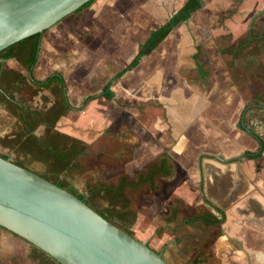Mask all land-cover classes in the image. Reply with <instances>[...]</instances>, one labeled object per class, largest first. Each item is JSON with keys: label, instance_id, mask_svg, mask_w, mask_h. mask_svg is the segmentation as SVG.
<instances>
[{"label": "rangeland", "instance_id": "374dc122", "mask_svg": "<svg viewBox=\"0 0 264 264\" xmlns=\"http://www.w3.org/2000/svg\"><path fill=\"white\" fill-rule=\"evenodd\" d=\"M183 2L120 0L106 11L108 2L95 0L90 7L68 17H81L80 25L84 20L86 23L83 28H76L79 21L75 27L68 26L65 18L44 34L35 76L44 80L53 73L64 76L68 97L75 109L60 119L57 129L81 139L89 147L88 155L79 159L78 167L61 177L78 194L86 195L101 212L110 211L111 199L106 195L93 198L90 194L93 187L118 185L123 178L137 180L140 174L158 163L162 153L172 156L185 133L188 116L193 111L196 114L203 110V103L206 107L208 95L216 97L223 92L231 95L234 90L241 93V100L248 106L246 124L255 127L264 138V13L253 25L252 31L258 39L253 41L252 38L243 46L249 38L252 18L264 10V0H204L203 7L188 22L176 28L137 68L114 82L113 100L99 97L84 110H78L85 99L103 91L132 60L140 44L153 30L165 24L166 17L174 14ZM161 7L168 10L165 16L153 15L148 10ZM63 25L68 27L59 34L58 28ZM198 46L203 49L210 72L207 81L201 80L193 60ZM240 46L243 49L235 57L233 52ZM17 63L20 65L13 59L6 65L10 69H21L27 75ZM20 97L25 99V105L40 111L48 109L55 101L48 90L37 96L25 90ZM232 101L231 106L236 108L238 100ZM20 126L11 111L0 106V156H8L14 163L25 162L28 170L40 176L47 174L44 164L20 158L10 145L5 146L11 144L6 137L17 133ZM44 131L41 126L36 133L42 135ZM178 157L172 156L176 161L174 173L159 178L156 188L149 184L128 188L126 195L132 214L126 220L116 218L114 221L172 262L168 251L173 248L153 247L151 239L167 234L168 244L171 238L180 239L189 231L193 232L187 227H194L198 233V228L206 227L207 232L209 228L202 222L189 225L188 221L211 210L201 196L199 180L193 181L182 165L185 155L180 161ZM3 231L1 228L0 264H41L42 257H31L32 244L8 231L5 239ZM215 235L213 228L204 246L201 248L195 243L194 249L199 252L207 249ZM189 243L193 240L185 238L182 243L185 251Z\"/></svg>", "mask_w": 264, "mask_h": 264}, {"label": "trees", "instance_id": "16d2710c", "mask_svg": "<svg viewBox=\"0 0 264 264\" xmlns=\"http://www.w3.org/2000/svg\"><path fill=\"white\" fill-rule=\"evenodd\" d=\"M95 0L85 4L74 14L90 7ZM204 0H187L185 4L162 26L151 32L147 40L140 44L137 53L132 60L127 63L115 77L107 83L103 91L99 95H91L85 99L83 105L78 110H84L91 101L102 97L106 100L115 98L113 84L115 81L122 79L125 75L137 68L141 62L153 52L175 31L181 24L188 22L192 16L203 7ZM38 33L32 35L0 52V106L9 109L11 113L21 123L17 133L9 135L7 141L20 158H25L30 161H38L48 168L47 174L41 177L58 185L59 187L76 195L84 201L93 210L98 212L102 217L115 224V219H127L131 211H129L130 201L127 197V189H137L139 186L149 184L156 188L155 184L162 176H170L174 173L176 166L172 156L168 152L160 155L158 163L148 169L146 173L139 175L137 180L121 179L118 185H97L93 187L90 194L93 198L106 195L111 199L110 211L101 212L96 209L94 204L87 199L86 195L78 194L68 183L63 180L62 175L75 170L78 167V161L81 157L87 156L89 153L88 145L76 137L62 133L57 129V124L63 117L67 116L75 107L71 104L67 93V83L64 76L60 73H55L47 77L45 80H39L35 76V69L39 61L42 51V41L44 34ZM256 35L253 33V41L256 40ZM258 39V38H257ZM248 41L243 45H248ZM243 49V48H242ZM241 46L234 50L235 57L241 52ZM15 59L27 71V75L17 69L6 68V62ZM193 60L197 66V71L201 80L207 81L210 78L208 66L203 58V49L197 47V52L193 56ZM25 90L33 91V96H37L41 91L48 90L55 97V101L51 107L44 111L36 110L25 105V99L20 97ZM16 95L19 98H16ZM46 102H49L47 97H44ZM248 112V106H245L239 128L249 133L259 142L257 152H245L243 158L258 160L263 157L264 153V138L258 134L255 127L246 124L245 117ZM43 126L45 131L42 135H38L36 131ZM4 159H9L8 156H1ZM203 157L216 158L215 156L204 155ZM19 158V159H20ZM223 162H234L238 159L224 160ZM17 165L28 169L25 162H15ZM212 211H207L201 215L193 217L188 221V224L202 222L207 227H220L226 221V214L219 207L213 205L208 200L204 199ZM117 208H120L117 210ZM124 231L134 237L131 230L121 227ZM16 236V235H15ZM33 252L31 257L40 259L41 264H60L50 255L32 245Z\"/></svg>", "mask_w": 264, "mask_h": 264}, {"label": "water", "instance_id": "95a60500", "mask_svg": "<svg viewBox=\"0 0 264 264\" xmlns=\"http://www.w3.org/2000/svg\"><path fill=\"white\" fill-rule=\"evenodd\" d=\"M90 1L0 0V52L48 31ZM263 13L251 20L249 42ZM0 227L60 264H169L76 195L1 156Z\"/></svg>", "mask_w": 264, "mask_h": 264}, {"label": "crops", "instance_id": "0c3cea01", "mask_svg": "<svg viewBox=\"0 0 264 264\" xmlns=\"http://www.w3.org/2000/svg\"><path fill=\"white\" fill-rule=\"evenodd\" d=\"M104 1L108 2L105 3L108 8L106 11L110 5L120 3V0ZM186 1L184 0L178 10ZM159 8L148 10L158 16L168 13V10H163L164 7ZM174 14L166 17L165 22ZM81 20V17H67L64 22L75 27L79 21L76 28H83L86 23L84 20L80 25ZM67 25L58 28L59 34L67 29ZM19 71L24 72L21 69ZM240 97L241 93L236 90L231 95L224 92L216 97L208 95L205 97L206 107L203 103V110L196 114L193 111L187 118L185 133L182 134L173 155L179 156V161L185 155L186 160L182 165L191 174L193 181L199 180L201 196L223 210L226 221L220 227H208L207 232L206 227L198 228L200 233L194 227H187L193 232L189 231L181 236L193 240V243L186 245V251L184 245L182 246L185 238L182 239L179 235L180 239L170 237L168 244L167 234L160 238L153 237V247L159 245L163 250L167 246L173 248L168 251L173 262L163 256L169 264H264V153L258 160L243 158L245 152H257L259 142L239 128L245 106ZM233 99L238 100L236 108L231 106ZM204 155L216 158L203 157ZM221 158L225 161L238 160L223 162ZM209 211L213 212V209ZM213 228L216 229V235L210 246L201 252L195 250V243L202 248L211 238ZM4 230L3 238L7 239V231Z\"/></svg>", "mask_w": 264, "mask_h": 264}, {"label": "flooded vegetation", "instance_id": "af4514ba", "mask_svg": "<svg viewBox=\"0 0 264 264\" xmlns=\"http://www.w3.org/2000/svg\"><path fill=\"white\" fill-rule=\"evenodd\" d=\"M0 229H1V227H0ZM4 229V228H3ZM6 231H8V230H6ZM11 233V232H10ZM11 234H13V233H11ZM14 235V234H13ZM15 236V235H14Z\"/></svg>", "mask_w": 264, "mask_h": 264}]
</instances>
